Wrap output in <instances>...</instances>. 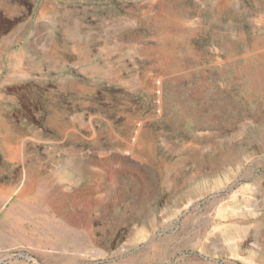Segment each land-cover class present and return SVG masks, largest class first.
<instances>
[{"label": "rangeland", "instance_id": "1", "mask_svg": "<svg viewBox=\"0 0 264 264\" xmlns=\"http://www.w3.org/2000/svg\"><path fill=\"white\" fill-rule=\"evenodd\" d=\"M0 193V264H264V0H0Z\"/></svg>", "mask_w": 264, "mask_h": 264}, {"label": "crops", "instance_id": "2", "mask_svg": "<svg viewBox=\"0 0 264 264\" xmlns=\"http://www.w3.org/2000/svg\"><path fill=\"white\" fill-rule=\"evenodd\" d=\"M13 222V218H12V208L11 206H9L8 202L6 201V199H4V197L2 196V194L0 193V227H2V225H4L5 230L0 229V236H2V233H4L3 235L8 234L9 235V239L11 240V232H12V223ZM8 229V231H7ZM0 247L3 249L6 248V246H2V244H0ZM2 256H0V261L2 260Z\"/></svg>", "mask_w": 264, "mask_h": 264}]
</instances>
